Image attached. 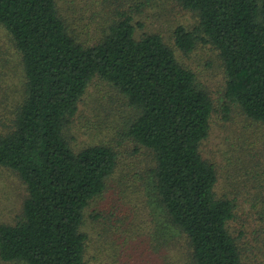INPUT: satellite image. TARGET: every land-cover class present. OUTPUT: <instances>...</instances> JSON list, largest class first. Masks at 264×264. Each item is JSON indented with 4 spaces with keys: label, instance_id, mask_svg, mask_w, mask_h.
<instances>
[{
    "label": "trees",
    "instance_id": "16d2710c",
    "mask_svg": "<svg viewBox=\"0 0 264 264\" xmlns=\"http://www.w3.org/2000/svg\"><path fill=\"white\" fill-rule=\"evenodd\" d=\"M66 1L0 0V25L21 72L12 124L0 131V167L12 169L27 191L15 221L0 223V259L88 264L85 210L105 193L118 154L106 144L75 149L67 130L99 78L131 106L124 135L151 153L154 197L178 230L175 241L187 240L189 264H255L229 225L235 203L216 194L215 166L200 151L214 99L174 47H215L225 70L224 105L264 124V0H178L198 22L176 26L173 45L159 33L137 36L125 12L88 43L69 27ZM108 219L106 230L114 223Z\"/></svg>",
    "mask_w": 264,
    "mask_h": 264
},
{
    "label": "rangeland",
    "instance_id": "374dc122",
    "mask_svg": "<svg viewBox=\"0 0 264 264\" xmlns=\"http://www.w3.org/2000/svg\"><path fill=\"white\" fill-rule=\"evenodd\" d=\"M63 6L69 27L83 31L80 37L88 43L100 38L123 12L133 18L137 36L159 33L172 45L176 26L190 29L198 22L197 15L178 0H68ZM174 48L177 58L195 72L214 99L210 134L200 151L215 166L216 194L234 201L229 225L235 235L240 234V246L249 260L264 264V124L247 117L235 104L224 105L225 70L215 47L198 44L188 53ZM19 61L11 38L0 25V131L12 124L11 111L21 89ZM130 119L126 98L97 78L87 88L67 130L75 149L106 144L118 154L105 193L85 210L87 262L189 264L187 240L182 236L175 241L178 230L166 221L154 197L151 153L124 135ZM26 196L25 184L17 174L0 167V223L15 221ZM110 215L114 223L117 219L120 223L106 230L104 220ZM0 264L21 263L0 259Z\"/></svg>",
    "mask_w": 264,
    "mask_h": 264
}]
</instances>
